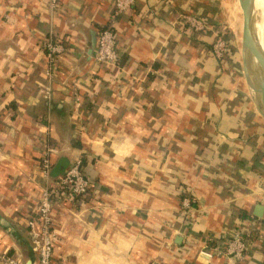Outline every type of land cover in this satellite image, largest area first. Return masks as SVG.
Here are the masks:
<instances>
[{
	"label": "crops",
	"instance_id": "crops-1",
	"mask_svg": "<svg viewBox=\"0 0 264 264\" xmlns=\"http://www.w3.org/2000/svg\"><path fill=\"white\" fill-rule=\"evenodd\" d=\"M233 1L137 0L116 16L113 0H62L57 15L47 0H0V251L37 264L48 142L54 179L81 162L91 184L56 204L53 264H264V117L207 45L214 31L241 34ZM104 28L118 41L114 74L90 55ZM49 41L63 49L53 81ZM245 225L235 261L223 249Z\"/></svg>",
	"mask_w": 264,
	"mask_h": 264
},
{
	"label": "built area",
	"instance_id": "built-area-1",
	"mask_svg": "<svg viewBox=\"0 0 264 264\" xmlns=\"http://www.w3.org/2000/svg\"><path fill=\"white\" fill-rule=\"evenodd\" d=\"M50 12L57 15L62 10V0H47ZM137 4V0H113L116 16L131 12ZM185 21L191 26L194 32H203L211 29L204 21L192 16H185ZM215 39L213 43V54L221 63H226L229 55V46L226 37L228 32L214 31ZM47 57L49 60L48 78L54 80L53 67L56 66L58 54L63 52L61 45L49 41L46 45ZM120 61L118 51V41L110 28L99 31L97 37V48L94 54V62L102 66H113ZM50 91V89H48ZM55 150L48 142L42 146L40 168L43 176L49 179L50 171L53 167L52 155ZM91 184L82 172L81 162H76L56 181L46 187L43 191L38 208V221L40 229H35V222H30L32 228L30 237L33 252L37 255V264H53L54 247L56 244V231L53 226V211L56 204H61L70 199L82 198L89 194ZM193 200L185 197L181 205L184 212H188L193 207ZM224 255L235 261H242L246 258L248 245L239 230L232 233L224 246ZM208 259L213 257L212 253L201 251L200 255ZM1 264H25L18 258L0 251Z\"/></svg>",
	"mask_w": 264,
	"mask_h": 264
},
{
	"label": "water",
	"instance_id": "water-1",
	"mask_svg": "<svg viewBox=\"0 0 264 264\" xmlns=\"http://www.w3.org/2000/svg\"><path fill=\"white\" fill-rule=\"evenodd\" d=\"M239 2L242 9L243 24L241 34H235V48L239 55V60L241 59L242 62L243 75L246 80L248 92L251 95L257 110L264 117V64L260 63V65H262L261 67L259 66L257 61H259L260 56L255 50H253L251 45L256 25L255 18L258 10L254 9L255 0H239ZM96 48L97 38L96 36H93L90 49V55L92 57H94L93 54H95ZM52 170L53 167L50 171L49 179L54 182L61 175L54 179ZM260 210H262V208H260ZM200 258L205 262L208 260L204 255H201Z\"/></svg>",
	"mask_w": 264,
	"mask_h": 264
},
{
	"label": "bare ground",
	"instance_id": "bare-ground-1",
	"mask_svg": "<svg viewBox=\"0 0 264 264\" xmlns=\"http://www.w3.org/2000/svg\"><path fill=\"white\" fill-rule=\"evenodd\" d=\"M258 11L262 12L264 16V0H255V8ZM252 47L255 50L259 57V66L261 67L264 64V17L255 25L254 37L252 40ZM260 63H262L260 65Z\"/></svg>",
	"mask_w": 264,
	"mask_h": 264
},
{
	"label": "trees",
	"instance_id": "trees-1",
	"mask_svg": "<svg viewBox=\"0 0 264 264\" xmlns=\"http://www.w3.org/2000/svg\"><path fill=\"white\" fill-rule=\"evenodd\" d=\"M214 39H215V37L213 38V41H212V43L211 44H207L206 42H203L204 44H207V45H209V49H210V52H211V54L214 56V54H213V43H214ZM226 39H227V41H228V46H229V55H228V64H230V67H231V69H233L236 73H239L240 72V68H239V64H238V62L236 61L237 59H236V54H237V52H236V50H235V48H234V46H233V44H232V40H231V38H230V36L228 35L227 37H226ZM120 64H121V62H118V64H116V65H113V66H107L108 67V71L110 72V73H112V74H114V71H115V69L117 68V67H119L120 66ZM81 166H82V163H81ZM86 179L90 182V180L86 177ZM185 197H187L186 195H182V199L183 198H185ZM243 218L245 219V217L243 216ZM244 228V229H243ZM241 230H239L240 231V233H241V235L243 236V238L246 240V238H245V236H246V231L248 230V228H250V226H247V225H245L244 227H243ZM236 231V230H235ZM247 242V241H246Z\"/></svg>",
	"mask_w": 264,
	"mask_h": 264
},
{
	"label": "rangeland",
	"instance_id": "rangeland-1",
	"mask_svg": "<svg viewBox=\"0 0 264 264\" xmlns=\"http://www.w3.org/2000/svg\"><path fill=\"white\" fill-rule=\"evenodd\" d=\"M236 3V9L235 10H237V11H239L240 9H239V7H240V2H239V0H234L233 1V3ZM237 3H239L238 4V6H237ZM219 5H220V1H219ZM232 8V9H231ZM229 9V12H230V15L232 14V15H235L234 14V9H233V4H231L230 5V7L228 8ZM264 16L262 15V12L261 11H257V13H256V18H255V23L256 24H258V22L263 18ZM202 21H204L205 23H206V21L205 20H202ZM227 26V25H226ZM229 31V29L227 28L226 29V32H228ZM229 33V32H228ZM230 38H231V40H232V44H233V46H234V48H235V44H236V42H235V39H236V37H234L233 35H232V33H230ZM237 56H236V61L238 62V64H239V68H240V72L238 73L239 75H240V77L244 80L245 78H244V75H243V68H242V62H241V59L239 60V55H238V53L236 54ZM215 57V56H214ZM216 58V57H215ZM217 59V58H216ZM218 61V60H217ZM227 62H228V60H227ZM218 63L219 64H221V66H222V68H225L226 67V63H221L220 61H218ZM229 63V62H228ZM227 63V64H228ZM228 65H230V64H228ZM255 105V104H254Z\"/></svg>",
	"mask_w": 264,
	"mask_h": 264
}]
</instances>
